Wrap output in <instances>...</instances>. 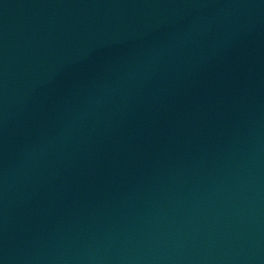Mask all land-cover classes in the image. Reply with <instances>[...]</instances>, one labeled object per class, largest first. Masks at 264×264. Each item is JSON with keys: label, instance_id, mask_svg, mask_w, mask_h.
Masks as SVG:
<instances>
[{"label": "water", "instance_id": "1", "mask_svg": "<svg viewBox=\"0 0 264 264\" xmlns=\"http://www.w3.org/2000/svg\"><path fill=\"white\" fill-rule=\"evenodd\" d=\"M0 264H264V127L1 198Z\"/></svg>", "mask_w": 264, "mask_h": 264}]
</instances>
